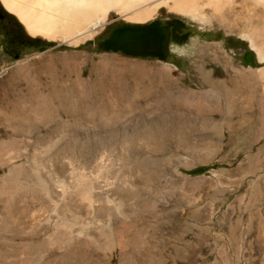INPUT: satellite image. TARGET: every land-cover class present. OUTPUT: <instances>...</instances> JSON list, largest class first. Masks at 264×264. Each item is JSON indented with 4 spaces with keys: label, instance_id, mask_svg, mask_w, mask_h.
I'll return each mask as SVG.
<instances>
[{
    "label": "rangeland",
    "instance_id": "rangeland-1",
    "mask_svg": "<svg viewBox=\"0 0 264 264\" xmlns=\"http://www.w3.org/2000/svg\"><path fill=\"white\" fill-rule=\"evenodd\" d=\"M0 13L10 19L0 100L13 72L53 85L48 59L58 76V59L83 60L56 81L75 92L67 102L51 100L31 120L0 113V141L13 140L27 178L12 185L0 151V264H264V9L252 25L260 53L245 34L165 7L142 23L116 19L78 47L30 37L1 2ZM153 21L182 24L171 44L179 52L159 60L102 49L113 29ZM80 173L93 206L78 192ZM63 220L72 227L55 226Z\"/></svg>",
    "mask_w": 264,
    "mask_h": 264
},
{
    "label": "bare ground",
    "instance_id": "bare-ground-1",
    "mask_svg": "<svg viewBox=\"0 0 264 264\" xmlns=\"http://www.w3.org/2000/svg\"><path fill=\"white\" fill-rule=\"evenodd\" d=\"M0 2L10 14L16 17L30 37L57 44L78 47L92 40L98 32L116 19L121 18L129 22L142 23L152 19L158 9L165 7L188 14L193 18L201 15L207 20L209 17L214 23L232 33L245 34L244 37L250 42L251 47L258 53L262 52V44H258L260 39L256 37L252 26L255 23L259 25L262 20L264 4L260 0H233L232 4L230 3L226 8L224 7L226 0H0ZM203 7L212 8L211 11H206L202 10ZM179 30L180 28H170L166 59L172 52H179V48H171L174 41L180 40ZM260 57L264 58L261 53ZM58 61L61 64L60 76H58L56 66L51 59H48L44 65L48 69L50 79L55 82L53 85H48L40 74L34 76L23 74L21 78L17 77L21 75L20 72L8 75L3 81L9 85L3 94L4 97L0 100V113L5 117L17 115L23 120H26L25 118L31 120L45 113L43 109H40L45 103L54 99L59 102H67L75 92L69 86L66 87L63 82L68 80L69 68L83 60L63 57ZM58 79L63 81L60 85L62 91L58 90L59 87L56 85ZM78 83L82 82L78 81ZM62 92L67 94H61ZM13 148V140L12 142L0 141V151L5 153L4 160L1 155L2 160L5 161L2 166L8 168L11 184L23 188L20 178L22 180L27 178L24 173L21 174L15 170L17 166L13 165L12 161L17 157L9 154ZM62 159L61 157L55 160L56 168L58 165L60 166ZM147 167L148 165H144L140 169L146 171L143 170L147 177L145 182L152 176V171ZM124 178L130 181L132 179L130 173L124 175ZM57 183L60 185L62 194H65L67 187L64 181L58 180ZM76 184L79 188L78 192L84 197L83 199L93 206L96 200H93L94 198L91 196L92 187L87 184L84 174L80 173L77 176ZM37 187L46 198L50 197L51 193L45 182L38 180ZM115 204L116 210L120 212L122 201L119 200ZM55 226L68 229L72 227L71 223L65 220L57 222Z\"/></svg>",
    "mask_w": 264,
    "mask_h": 264
},
{
    "label": "water",
    "instance_id": "water-1",
    "mask_svg": "<svg viewBox=\"0 0 264 264\" xmlns=\"http://www.w3.org/2000/svg\"><path fill=\"white\" fill-rule=\"evenodd\" d=\"M178 21L163 24L153 21L147 25H121L111 32L102 43L104 51L121 52L133 57H154L166 60L170 28H180ZM247 64H252L253 55L244 56Z\"/></svg>",
    "mask_w": 264,
    "mask_h": 264
},
{
    "label": "flooded vegetation",
    "instance_id": "flooded-vegetation-1",
    "mask_svg": "<svg viewBox=\"0 0 264 264\" xmlns=\"http://www.w3.org/2000/svg\"><path fill=\"white\" fill-rule=\"evenodd\" d=\"M0 34L5 40L8 41L10 39V19L2 13H0ZM178 36L181 38L180 35ZM14 43L17 45L18 40H15Z\"/></svg>",
    "mask_w": 264,
    "mask_h": 264
},
{
    "label": "trees",
    "instance_id": "trees-1",
    "mask_svg": "<svg viewBox=\"0 0 264 264\" xmlns=\"http://www.w3.org/2000/svg\"><path fill=\"white\" fill-rule=\"evenodd\" d=\"M17 45H25V42L18 40V44Z\"/></svg>",
    "mask_w": 264,
    "mask_h": 264
}]
</instances>
